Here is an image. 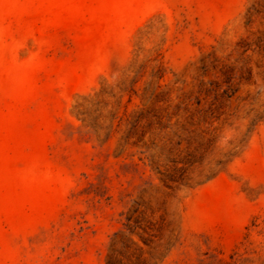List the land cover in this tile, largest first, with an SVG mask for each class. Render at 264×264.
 I'll use <instances>...</instances> for the list:
<instances>
[{
  "label": "rangeland",
  "instance_id": "rangeland-1",
  "mask_svg": "<svg viewBox=\"0 0 264 264\" xmlns=\"http://www.w3.org/2000/svg\"><path fill=\"white\" fill-rule=\"evenodd\" d=\"M0 264H264V0H0Z\"/></svg>",
  "mask_w": 264,
  "mask_h": 264
}]
</instances>
